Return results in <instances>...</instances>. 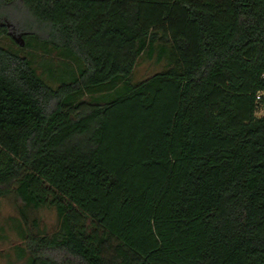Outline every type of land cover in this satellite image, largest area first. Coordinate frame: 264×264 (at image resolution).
<instances>
[{
    "label": "trees",
    "instance_id": "obj_1",
    "mask_svg": "<svg viewBox=\"0 0 264 264\" xmlns=\"http://www.w3.org/2000/svg\"><path fill=\"white\" fill-rule=\"evenodd\" d=\"M20 1L24 23L0 12V196L60 225L23 230L19 264H264V0ZM14 22L67 79L2 44ZM144 53L168 66L134 83Z\"/></svg>",
    "mask_w": 264,
    "mask_h": 264
},
{
    "label": "rangeland",
    "instance_id": "obj_2",
    "mask_svg": "<svg viewBox=\"0 0 264 264\" xmlns=\"http://www.w3.org/2000/svg\"><path fill=\"white\" fill-rule=\"evenodd\" d=\"M15 2H5L0 12L16 22L24 23L28 18V13L20 0H15ZM19 23L12 24L14 37L2 38V44L28 54L34 61L38 72L44 77H47L46 69L53 67L56 80L67 79V73L57 66L60 56L56 52H47L42 47H26L22 40L23 29ZM167 66V58L159 62L156 60V55L149 58L147 53H144L139 57L133 70L132 81L134 83L142 81ZM59 225L58 214L54 207L42 206L36 209L32 206L27 207L13 193L0 196V264H19L16 247L23 244V230L52 235L59 229Z\"/></svg>",
    "mask_w": 264,
    "mask_h": 264
},
{
    "label": "built area",
    "instance_id": "obj_3",
    "mask_svg": "<svg viewBox=\"0 0 264 264\" xmlns=\"http://www.w3.org/2000/svg\"><path fill=\"white\" fill-rule=\"evenodd\" d=\"M264 81V75H263ZM256 115L259 117H264V87L256 93Z\"/></svg>",
    "mask_w": 264,
    "mask_h": 264
}]
</instances>
